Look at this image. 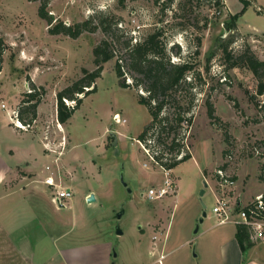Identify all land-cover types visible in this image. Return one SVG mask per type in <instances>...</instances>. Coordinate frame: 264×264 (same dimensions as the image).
<instances>
[{
    "label": "rangeland",
    "instance_id": "1",
    "mask_svg": "<svg viewBox=\"0 0 264 264\" xmlns=\"http://www.w3.org/2000/svg\"><path fill=\"white\" fill-rule=\"evenodd\" d=\"M246 1L249 6L238 17L236 29L227 32L229 14L243 8L240 0H220L219 8L206 0H50L47 11L53 24L71 26L89 20V28H96L104 19L115 34L109 39L114 58L103 65L94 91L82 98L68 121L59 127L56 94L80 79L83 70H94L92 50L107 36L99 27L83 31L76 39L50 35L46 21L37 14L40 1L0 0V38L8 46L0 66V154L12 149L18 157L32 160L33 148L38 153L42 145H52L51 150L43 146V156L50 154L51 161L57 152L64 182L73 186L69 209L56 211L46 200L45 221L37 218L31 222L28 218L34 215L28 206L17 209L20 223H24L19 226V235L31 230L30 234L36 236L44 229L47 236L38 239L43 240L38 250L48 254L50 264H60L63 257L69 264H87L90 259L86 252L62 254L65 243L53 244L49 235L55 224V229L72 228L70 242L88 238L96 243L109 242V264H158V258L159 264H222L220 246L231 236L234 226L211 228L216 223L211 213L214 197L223 193L244 205L264 193V161L256 154L257 150L264 152V108H258V81L247 68L230 67L232 60L224 58L220 49L221 44L231 41L228 52L232 56L248 46L264 61V0ZM155 28L163 29L167 48H173L170 61L186 60L193 68L172 94L164 115L169 120L177 113L189 115L192 123L179 132L183 151L190 157L170 170L173 191L150 201L140 194L162 186L165 172L149 155L158 150L157 146L149 141L146 150L136 140L150 122L146 107L138 102V94L147 93L121 87L114 64L123 57L127 39L134 43ZM178 49L177 56L173 52ZM124 77L132 85L131 76ZM33 86L38 100L36 119L31 126L19 129L12 112ZM63 102L74 105L65 99ZM208 102L213 118L208 114ZM115 116L124 122H115ZM111 134L117 140L115 146ZM62 138L66 141L64 149L59 144ZM36 159L32 164L37 169L48 162ZM3 162L11 164L6 158ZM220 168L233 177L234 188L219 187L215 170ZM67 171L76 176L75 182ZM18 177L24 187L38 184L41 179L35 173L28 174L26 164L14 170L9 183ZM88 189L96 193V202L84 199ZM27 199L35 200L28 194ZM202 211L207 218L199 223ZM117 228L124 236L117 234ZM220 231L226 236L218 238ZM150 250L156 252L151 254Z\"/></svg>",
    "mask_w": 264,
    "mask_h": 264
},
{
    "label": "trees",
    "instance_id": "2",
    "mask_svg": "<svg viewBox=\"0 0 264 264\" xmlns=\"http://www.w3.org/2000/svg\"><path fill=\"white\" fill-rule=\"evenodd\" d=\"M29 1H40L37 14L40 19L46 21L50 35H64L71 39H76L83 31H93L99 27L103 34L107 36L106 39L101 40L92 50L94 70L91 72L83 70V76L80 79L56 94V120L59 125H63L79 107L82 98L94 91V83L100 77L103 65L114 58L112 42L109 39H113L115 34H113L110 25L104 19L99 21L96 28H89V20L71 26H65L62 22L53 24V17L47 11L50 0ZM206 1L212 3L217 8L221 6L220 0ZM240 1L243 3L242 10L234 15L229 14L228 20L225 23L229 31L236 29L238 17L249 6L248 1ZM197 42V45H200V41ZM230 42L221 44L220 49L224 58L232 60L230 65L232 68L240 65L251 71L258 81L256 88L257 98L264 95V61L259 60L248 46H245L244 50L236 57L232 56L228 52ZM7 48L8 46L3 38H0V66ZM123 49V57L117 58L114 64V72L119 78V85L123 88L142 89L147 93L146 96L138 94V102L146 107L150 115V122L136 140L146 150L149 148V141L153 142L154 146L158 148V150L152 151L149 154L154 163L164 170H172L180 162L190 157V154L183 151L179 132L183 126L185 128L191 126L192 118L189 115L185 116L184 114L177 113L175 118L169 120L164 115V111L165 107L171 104L172 94L179 89L186 77L191 74L193 68L186 60L180 63L170 61V52L173 51V48H167V38L162 28H155L152 32L136 40L134 43H132V39H127L123 43ZM194 53H198L197 50ZM173 54L180 55L179 49L173 52ZM127 74L133 80L132 85L125 82L124 76H127ZM34 89L33 86L24 95V99L16 110V119L23 126H31L36 119L38 100L35 99L37 94ZM64 99L74 102V105H66L63 102ZM208 108V114L213 118L212 106L209 104ZM263 108L264 106L261 109ZM262 171H264V167ZM235 239L241 251H244L249 245L248 234L242 226H236Z\"/></svg>",
    "mask_w": 264,
    "mask_h": 264
},
{
    "label": "crops",
    "instance_id": "3",
    "mask_svg": "<svg viewBox=\"0 0 264 264\" xmlns=\"http://www.w3.org/2000/svg\"><path fill=\"white\" fill-rule=\"evenodd\" d=\"M43 146L44 145H42L40 149L41 153H42V148L44 150V147L46 148L48 147L49 149L50 146L52 147V145L49 144L48 145L45 144V146L44 147ZM9 150H7L5 153L3 152L2 154H0V264H48L50 262L48 254H46L44 251L38 250V246L43 241L42 240L41 242H38V239L40 238L45 239L47 234L44 232V229L40 228L41 230L36 236H34L32 233L30 234L31 230H28L27 234L19 235L18 233V231L20 230L19 226L23 225L24 223L23 224L20 223L21 215L19 210L17 209H19L21 205L26 207L28 206L32 210V211L30 210L28 211L34 215L33 218L32 217L28 218L29 220H31V222L36 221L37 218L43 221H45L48 218V212L45 206V202L46 200L49 199L53 205L54 203L51 200L52 199L51 188L43 183V179L46 176L44 168L47 165H49L50 167L56 165L57 169L55 167L54 168L52 167V169L55 172V178L59 179L60 183L63 186H67L71 190H73V186L72 184L68 185L64 182L63 173L60 171L62 170L61 168H63L61 164V158L56 159V155H55L56 153L53 154L54 158L53 160L51 159L50 161L49 160L51 157L50 154L46 153V156H43V153L41 154L39 151L38 152L40 154L39 155L35 151V148H33L32 150L34 151V158L32 160L34 162H36L37 160L36 156L38 157L39 161L43 159L48 161L47 164L44 166V168L39 167V169H37V167L35 168L33 167L35 166V164H32L33 163L32 160H30L28 157L26 156L18 157L17 154H15L12 149ZM3 158H6L7 161L11 162V164L9 165V162L8 164L3 162ZM53 163L54 165H51ZM21 164L27 165L28 174L35 173V175L36 174L39 175L41 179L39 182H37L38 184L29 185L27 187L21 186L19 183H22L23 180L19 179V177L17 179L14 178V182L18 181L17 183L14 182L13 184L9 183V178H11L14 175V170H16V168L19 167V165ZM67 173L70 172L67 171ZM69 175L70 176L73 175L75 182L77 179L76 176L72 174V172ZM27 194L31 198H35V200L33 202L29 201L27 199ZM89 194L94 195L95 198L94 202H96L97 195L91 189H88L87 192L84 194V199L86 200ZM235 200L237 205L239 203L242 204L238 198H236ZM35 204L36 207L33 206ZM69 206L70 205L64 208H58L54 205L56 211L65 208L69 209ZM206 218L207 215L204 219ZM57 224H59V222ZM55 225H54V229L49 233V235L51 234L50 238L53 244L65 243L66 248L64 250H61L62 254L63 252L65 253L68 251L82 252V254L86 252L87 257L90 258L88 259L89 261L87 260V264L88 262H90V264L110 263L112 248L109 242L96 243L95 241H93L94 238L81 240L83 242L80 241L70 242L71 240L69 241L70 239L69 237L72 234V231H70L72 230V228L65 231L61 227H57L55 229ZM219 226H223V225H217L215 223L212 225L211 228H215ZM100 232H102V230ZM235 232H236V227L234 226V230L231 236L223 240L221 243L220 253H221V259L223 261L222 264H264V240L256 243H252L249 241V245L245 248L244 251H241L235 239ZM120 235L124 236V232H122ZM92 236H94V234ZM217 236L218 238H220L221 236H226V234L225 232L220 231L217 233ZM92 248H97L98 250L96 251L95 249ZM150 251L151 254L156 252L154 250H150ZM63 258L60 259L61 261L60 264L71 263L69 260L67 261L66 258L65 259ZM157 262L158 264L160 263L159 258L157 259ZM72 264H76V263L72 261Z\"/></svg>",
    "mask_w": 264,
    "mask_h": 264
},
{
    "label": "built area",
    "instance_id": "4",
    "mask_svg": "<svg viewBox=\"0 0 264 264\" xmlns=\"http://www.w3.org/2000/svg\"><path fill=\"white\" fill-rule=\"evenodd\" d=\"M261 99L258 101V108L261 109L264 106V95L260 96ZM3 108V105L1 106ZM15 118L14 125L17 126L16 111L12 112ZM115 122L120 121L119 116L114 117ZM17 128L22 129L23 127L17 126ZM60 141V145L64 149V138ZM57 154V152H56ZM59 155L61 152L58 153ZM257 155L261 156L264 161V152L256 151ZM151 158V157H150ZM153 161V159L151 158ZM162 169V168H161ZM164 170V169H163ZM45 178L43 183L50 187L52 190V202L58 208H64L73 196V191L60 183L59 179L55 178V172L49 165L45 166ZM165 179L163 185L160 187H150L140 196L146 200H157L169 192L173 191V182L169 177L170 170H164ZM215 178L219 182V187L221 188H234L235 181L233 177L228 174L225 169L215 170ZM58 180V181H56ZM214 204L211 208L212 215L216 218L217 225L231 224L233 226H242L245 228L248 234V241L256 243L264 240V193L256 195L253 199L246 202L244 205L236 203L235 199H230L223 193L214 197Z\"/></svg>",
    "mask_w": 264,
    "mask_h": 264
},
{
    "label": "water",
    "instance_id": "5",
    "mask_svg": "<svg viewBox=\"0 0 264 264\" xmlns=\"http://www.w3.org/2000/svg\"><path fill=\"white\" fill-rule=\"evenodd\" d=\"M225 30L228 32V31H229L228 27L225 26ZM111 136H112L113 139H114V140H113V145L115 146V145L117 144V140H116L114 134H111ZM124 186H126V185L124 184ZM204 186H206V184H204ZM128 192H130V189H128ZM203 193H204V191L201 190V191H200V196H202ZM86 201H87V203H92V202H94V201H95L94 195H93V194H90V195L87 197ZM122 214H123V211L118 212V213L116 214V218H117V219H120L121 216H122ZM205 217H206V212L202 211L201 216H200V218H199V223H201ZM117 234H121V231H119V228H117Z\"/></svg>",
    "mask_w": 264,
    "mask_h": 264
},
{
    "label": "bare ground",
    "instance_id": "6",
    "mask_svg": "<svg viewBox=\"0 0 264 264\" xmlns=\"http://www.w3.org/2000/svg\"><path fill=\"white\" fill-rule=\"evenodd\" d=\"M17 126L23 127V125H21L19 122H17ZM59 127H60V125H59Z\"/></svg>",
    "mask_w": 264,
    "mask_h": 264
}]
</instances>
